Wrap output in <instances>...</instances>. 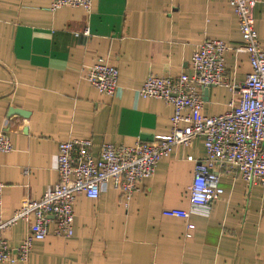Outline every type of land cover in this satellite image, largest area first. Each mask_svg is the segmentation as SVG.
<instances>
[{
    "label": "crops",
    "instance_id": "obj_1",
    "mask_svg": "<svg viewBox=\"0 0 264 264\" xmlns=\"http://www.w3.org/2000/svg\"><path fill=\"white\" fill-rule=\"evenodd\" d=\"M49 4L0 0V133L12 145L0 153V222L58 182L59 143L90 140L95 157L104 143L132 147L168 135L172 107L136 97L147 77L187 74L205 40L242 43L227 0H93L89 12H52ZM252 17L264 48L261 0ZM224 57L229 84L239 87L251 71L248 58L234 51ZM98 60L118 71L113 97L84 79ZM232 97L228 87H211L203 114L225 113ZM203 156L201 138L174 147L127 204L110 183L96 200L77 195L72 237L34 242L28 260L14 264H264V184L225 174L208 218L163 216L187 209L193 168ZM27 229L19 221L2 235L16 249Z\"/></svg>",
    "mask_w": 264,
    "mask_h": 264
},
{
    "label": "built area",
    "instance_id": "obj_2",
    "mask_svg": "<svg viewBox=\"0 0 264 264\" xmlns=\"http://www.w3.org/2000/svg\"><path fill=\"white\" fill-rule=\"evenodd\" d=\"M227 1L237 19L241 45L231 48L219 40H205L192 53L187 74L150 75L136 91L138 99H154L172 107L170 133L152 141H138L132 147L104 143L95 157L90 140L59 143L58 182L47 187L41 198L22 200L12 217L0 222V263L27 261L34 242L48 236L71 238L77 195L96 200L110 183L127 204L139 191L140 182L153 177L158 163L174 147H190L197 138L203 140L204 156L193 168L188 207L166 209L163 216L208 218L213 203L223 194L220 177L225 174L237 175L247 185L264 184V48L252 17L257 0ZM92 3L93 0H50L49 10L70 7L89 12ZM261 4L264 8V0ZM228 51L248 58L251 71L239 87L230 85L226 77L224 56ZM84 79L100 94L113 97L118 92V71L102 60L86 69ZM217 86L228 87L233 97L225 113L206 116L201 91ZM11 151L9 138L1 132L0 153ZM3 187L0 178V206ZM19 221L27 225V233L18 247L11 249L2 234ZM192 228L187 225L188 230Z\"/></svg>",
    "mask_w": 264,
    "mask_h": 264
},
{
    "label": "water",
    "instance_id": "obj_3",
    "mask_svg": "<svg viewBox=\"0 0 264 264\" xmlns=\"http://www.w3.org/2000/svg\"><path fill=\"white\" fill-rule=\"evenodd\" d=\"M207 93H208V89H203L202 90V98H203V101H207ZM10 113H13V114H16L22 118H25L28 116V114L25 112V111H21V110H17V109H13V112L10 111Z\"/></svg>",
    "mask_w": 264,
    "mask_h": 264
},
{
    "label": "bare ground",
    "instance_id": "obj_4",
    "mask_svg": "<svg viewBox=\"0 0 264 264\" xmlns=\"http://www.w3.org/2000/svg\"><path fill=\"white\" fill-rule=\"evenodd\" d=\"M93 154V153H92Z\"/></svg>",
    "mask_w": 264,
    "mask_h": 264
}]
</instances>
